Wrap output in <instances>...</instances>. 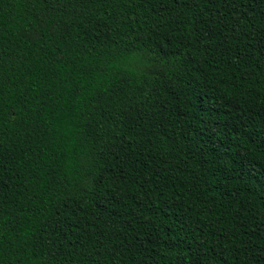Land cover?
Here are the masks:
<instances>
[{
  "label": "trees",
  "instance_id": "16d2710c",
  "mask_svg": "<svg viewBox=\"0 0 264 264\" xmlns=\"http://www.w3.org/2000/svg\"><path fill=\"white\" fill-rule=\"evenodd\" d=\"M0 264H264V0H0Z\"/></svg>",
  "mask_w": 264,
  "mask_h": 264
}]
</instances>
